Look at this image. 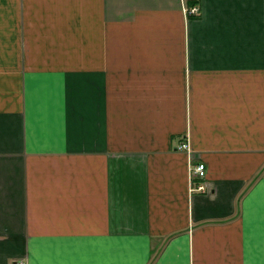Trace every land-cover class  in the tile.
Masks as SVG:
<instances>
[{
    "label": "crops",
    "instance_id": "crops-1",
    "mask_svg": "<svg viewBox=\"0 0 264 264\" xmlns=\"http://www.w3.org/2000/svg\"><path fill=\"white\" fill-rule=\"evenodd\" d=\"M17 261L264 264V0H0Z\"/></svg>",
    "mask_w": 264,
    "mask_h": 264
},
{
    "label": "built area",
    "instance_id": "built-area-1",
    "mask_svg": "<svg viewBox=\"0 0 264 264\" xmlns=\"http://www.w3.org/2000/svg\"><path fill=\"white\" fill-rule=\"evenodd\" d=\"M185 11L193 16L198 14L199 8L197 6H189L185 7ZM180 149H185L189 152V144L188 142H182L179 145ZM206 176V166L203 162H197L195 164L191 165L190 169V177H191V190H198V191H205L208 187L207 183L204 181V178ZM200 180L199 184H194V181ZM15 264H26L24 261H17Z\"/></svg>",
    "mask_w": 264,
    "mask_h": 264
},
{
    "label": "trees",
    "instance_id": "trees-1",
    "mask_svg": "<svg viewBox=\"0 0 264 264\" xmlns=\"http://www.w3.org/2000/svg\"><path fill=\"white\" fill-rule=\"evenodd\" d=\"M191 5H193V2H188L187 6H191Z\"/></svg>",
    "mask_w": 264,
    "mask_h": 264
}]
</instances>
